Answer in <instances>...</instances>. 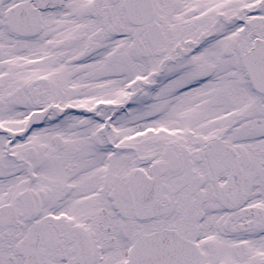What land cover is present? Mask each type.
<instances>
[{"label": "snow or ice", "instance_id": "obj_1", "mask_svg": "<svg viewBox=\"0 0 264 264\" xmlns=\"http://www.w3.org/2000/svg\"><path fill=\"white\" fill-rule=\"evenodd\" d=\"M0 264H264V0H0Z\"/></svg>", "mask_w": 264, "mask_h": 264}]
</instances>
